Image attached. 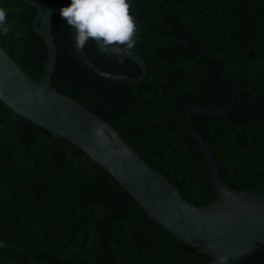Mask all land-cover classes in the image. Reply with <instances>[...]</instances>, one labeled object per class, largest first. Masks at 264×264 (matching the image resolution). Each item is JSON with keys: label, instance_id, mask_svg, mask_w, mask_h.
Masks as SVG:
<instances>
[{"label": "trees", "instance_id": "1", "mask_svg": "<svg viewBox=\"0 0 264 264\" xmlns=\"http://www.w3.org/2000/svg\"><path fill=\"white\" fill-rule=\"evenodd\" d=\"M33 1L44 10L70 2ZM0 6L8 9L11 26L0 45L38 80L46 46L32 28L36 9L23 0H0ZM130 11L138 36L132 50L146 65L142 81L124 83L88 68L70 26L55 12L52 87L109 122L185 200L202 206L216 192L183 116L194 106H227L232 83L217 89L233 77L236 94L226 115L190 119L224 183L264 194V0H131ZM83 49L108 72L140 73L131 59L122 56L120 63L121 55L100 52L94 40ZM0 240V264H216L148 218L80 148L1 100Z\"/></svg>", "mask_w": 264, "mask_h": 264}, {"label": "water", "instance_id": "2", "mask_svg": "<svg viewBox=\"0 0 264 264\" xmlns=\"http://www.w3.org/2000/svg\"><path fill=\"white\" fill-rule=\"evenodd\" d=\"M23 1L36 9L32 28L45 43L46 59L39 79L34 80L0 45V100L17 115L80 148L114 178L148 218L196 252L209 255L215 263L218 256H224V264H264V194L229 188L224 183L211 149L190 119L191 115L200 113L226 115L233 106L235 79H224L217 89L226 82L232 83L227 106L215 109L194 106L184 112V125L205 155L216 192L212 201L195 206L147 163L109 122L72 96L52 87L57 46L51 30V15L68 2H55L44 10L33 0ZM70 34L82 62L97 74L129 84L145 78V61L135 51L112 53L136 63L140 70L137 76L108 72L93 63L83 48L77 47L71 26Z\"/></svg>", "mask_w": 264, "mask_h": 264}, {"label": "clouds", "instance_id": "3", "mask_svg": "<svg viewBox=\"0 0 264 264\" xmlns=\"http://www.w3.org/2000/svg\"><path fill=\"white\" fill-rule=\"evenodd\" d=\"M131 0H70L59 9L60 16L75 30L77 47L83 48L91 39L98 43L99 51L132 50L136 47L137 22L130 11ZM11 30L8 9L0 6V37ZM19 36V33H16ZM123 63V57L119 58ZM5 242L0 240V248ZM226 257L218 256L216 264H224Z\"/></svg>", "mask_w": 264, "mask_h": 264}, {"label": "rangeland", "instance_id": "4", "mask_svg": "<svg viewBox=\"0 0 264 264\" xmlns=\"http://www.w3.org/2000/svg\"><path fill=\"white\" fill-rule=\"evenodd\" d=\"M54 233H55V229H51V230H50V234L53 236ZM56 234H57V233H56Z\"/></svg>", "mask_w": 264, "mask_h": 264}]
</instances>
